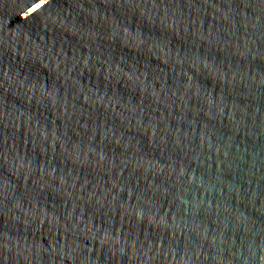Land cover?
<instances>
[{"label":"water","instance_id":"water-1","mask_svg":"<svg viewBox=\"0 0 264 264\" xmlns=\"http://www.w3.org/2000/svg\"><path fill=\"white\" fill-rule=\"evenodd\" d=\"M0 264H264V0H0Z\"/></svg>","mask_w":264,"mask_h":264},{"label":"snow or ice","instance_id":"snow-or-ice-1","mask_svg":"<svg viewBox=\"0 0 264 264\" xmlns=\"http://www.w3.org/2000/svg\"><path fill=\"white\" fill-rule=\"evenodd\" d=\"M36 8H37V9H41V8H42V5H41V4H37V5H36Z\"/></svg>","mask_w":264,"mask_h":264}]
</instances>
